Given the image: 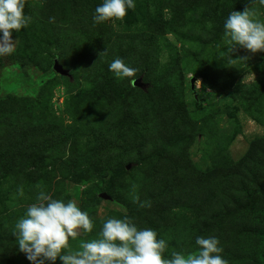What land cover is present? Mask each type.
<instances>
[{
    "label": "rangeland",
    "instance_id": "1",
    "mask_svg": "<svg viewBox=\"0 0 264 264\" xmlns=\"http://www.w3.org/2000/svg\"><path fill=\"white\" fill-rule=\"evenodd\" d=\"M192 1L200 6L195 12ZM101 3L25 0L31 23L13 31L16 51L0 58V264H31L18 248L14 225L40 186L102 222L90 239L83 231L69 239L68 251H77L98 238L107 218L128 217L122 202L134 204L135 196L153 202L157 184L180 183L171 171L222 168L264 138V51L236 46L228 52L222 42L231 11L254 8L264 21L260 0H135L124 18L97 30L73 22L72 15L93 16ZM116 58L138 69L145 91L109 71ZM54 61L70 77L55 73ZM102 76L115 80L112 93L92 92ZM58 135L59 145L45 146ZM113 167L117 172L110 174ZM246 181L194 186L180 205L155 209L150 216L167 241L164 256L196 253L200 216L206 222L213 215V233L205 224L198 236L218 237L228 264H244L227 251L221 222L226 200L234 202ZM254 241L263 246L264 236ZM55 264H62L59 257Z\"/></svg>",
    "mask_w": 264,
    "mask_h": 264
},
{
    "label": "clouds",
    "instance_id": "2",
    "mask_svg": "<svg viewBox=\"0 0 264 264\" xmlns=\"http://www.w3.org/2000/svg\"><path fill=\"white\" fill-rule=\"evenodd\" d=\"M264 4V0H260ZM135 0H102L92 16L94 24L122 19L134 9ZM25 0H0V58L16 51L13 31L26 29L31 16L24 12ZM261 13L246 7L231 11L223 24L222 42L228 52L236 46L256 53L264 51V21ZM109 71L119 80L129 79L134 84L138 69L116 58L109 64ZM22 194V189L18 190ZM134 202L140 207H150L149 201ZM94 221L89 213L81 210L74 200L54 199L43 186L24 215L14 225L19 250L31 264H55L59 257L62 264H228L221 253L218 237L197 236L196 253L173 252L171 258L164 253L167 241L158 238L152 228H139L132 218H107L96 239L80 244L79 250L68 251L69 239L81 232L91 233Z\"/></svg>",
    "mask_w": 264,
    "mask_h": 264
},
{
    "label": "trees",
    "instance_id": "3",
    "mask_svg": "<svg viewBox=\"0 0 264 264\" xmlns=\"http://www.w3.org/2000/svg\"><path fill=\"white\" fill-rule=\"evenodd\" d=\"M194 3L195 1L190 5L193 12L196 11L197 7H200L198 4L195 5ZM72 20L74 23H80L81 27L85 29L97 30L101 26V24H94L92 16L87 14L72 15ZM74 27L75 26L72 25V28ZM35 29L38 30L39 25H37ZM114 85H116L114 79L102 76L96 82L92 92L100 95L108 94L109 92L112 93L111 91ZM60 141L61 135H58L47 141L45 146L59 145L58 143ZM32 163L34 165L37 164L35 161ZM108 171L110 174H114L117 172V168H109ZM178 171L179 170L176 169L170 173L180 177V183L173 185L169 184L164 187L157 184V188L149 195V199L153 201L150 202V204H152L150 207H140L136 202L130 204L132 200L122 202L123 205L126 207L128 206V217L135 219L134 222L138 227L145 224L148 225L149 228L156 230L158 238H160L159 223L152 220L153 218L150 216V214H154L155 209L162 211L167 209L168 206L180 205L183 203V199L189 194L190 189L194 186L200 188L202 185L211 184L223 178H244L247 176V181L243 182L242 193L235 196L238 199L234 198L236 202L226 200V207L224 209L223 206L220 205L223 209V220L221 222V231H223V234L221 236L228 240L225 241V243H227V251L233 252L234 256L245 259L244 264L248 262L249 264H264V245L260 246V243L254 241L257 236H264V204L259 203L264 202V138L254 140L249 145L247 152L236 163H227L224 167L215 168L207 173L198 172L190 165H188L186 171ZM229 185L231 184L229 183ZM238 200H240V202H238ZM213 207L215 206H211L209 209H213ZM145 208L147 209L145 210ZM148 213L149 216H146ZM201 214L203 215V212ZM213 220V215L210 216L206 222H204L200 216V225H204L203 227H205V224H207L208 227L206 231H210L211 234L213 233L214 227H209V225ZM101 223L102 222L99 220H94V225H100ZM201 226L195 229V239L203 232ZM216 229L220 230V227ZM249 230H252L253 233L248 232ZM84 234L86 239H90V233L84 232ZM230 234H234V237L230 238ZM71 251L75 250L72 248Z\"/></svg>",
    "mask_w": 264,
    "mask_h": 264
},
{
    "label": "water",
    "instance_id": "4",
    "mask_svg": "<svg viewBox=\"0 0 264 264\" xmlns=\"http://www.w3.org/2000/svg\"><path fill=\"white\" fill-rule=\"evenodd\" d=\"M53 70L58 75H61V76H64V77H70L69 72L67 70H64L62 68V66L57 61H54ZM191 84H193V80L191 81ZM132 86L136 87V88H139V89H142L143 91H145L147 89V87H148L147 84L142 82V78L136 79L134 84H132ZM128 169H129V166H127V170Z\"/></svg>",
    "mask_w": 264,
    "mask_h": 264
}]
</instances>
